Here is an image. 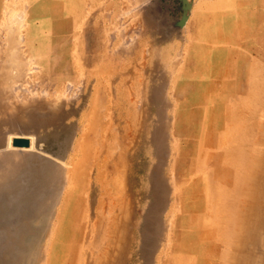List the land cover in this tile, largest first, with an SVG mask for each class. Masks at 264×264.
<instances>
[{"label":"rangeland","instance_id":"obj_1","mask_svg":"<svg viewBox=\"0 0 264 264\" xmlns=\"http://www.w3.org/2000/svg\"><path fill=\"white\" fill-rule=\"evenodd\" d=\"M0 264H264V0H0Z\"/></svg>","mask_w":264,"mask_h":264},{"label":"bare ground","instance_id":"obj_2","mask_svg":"<svg viewBox=\"0 0 264 264\" xmlns=\"http://www.w3.org/2000/svg\"><path fill=\"white\" fill-rule=\"evenodd\" d=\"M22 138V137H21ZM19 140H22V139H20V137H19ZM11 141H14L13 139L11 140ZM27 141H29V140H27ZM13 145H14V143H13ZM33 145V144H32ZM32 145H31V147L30 148H32ZM19 149H21V148H19ZM194 226V225H193Z\"/></svg>","mask_w":264,"mask_h":264}]
</instances>
